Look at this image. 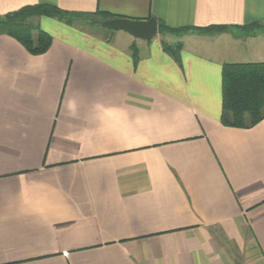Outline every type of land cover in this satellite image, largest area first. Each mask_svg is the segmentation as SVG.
I'll return each mask as SVG.
<instances>
[{
    "label": "crops",
    "instance_id": "crops-1",
    "mask_svg": "<svg viewBox=\"0 0 264 264\" xmlns=\"http://www.w3.org/2000/svg\"><path fill=\"white\" fill-rule=\"evenodd\" d=\"M37 4L188 30L40 16L37 55L0 34V264H264V118L220 122L223 65L264 62V0H0V15ZM212 25L230 28L194 30Z\"/></svg>",
    "mask_w": 264,
    "mask_h": 264
},
{
    "label": "trees",
    "instance_id": "trees-1",
    "mask_svg": "<svg viewBox=\"0 0 264 264\" xmlns=\"http://www.w3.org/2000/svg\"><path fill=\"white\" fill-rule=\"evenodd\" d=\"M48 16L57 17L66 24L82 19L89 24L100 25L110 18H125L97 10L95 13H73L61 10L52 5L37 4L25 6L16 11L0 15V34H6L19 41L25 49L33 54H41L48 50L52 37L35 25L31 18ZM260 25H249L246 28L254 31ZM230 27L212 25L204 28H195L200 33L225 32ZM160 33H175L184 29H169L159 23ZM180 45L164 44V50L179 61ZM134 60L137 55L134 50ZM222 107L220 122L225 126L248 128L264 118V62L226 63L221 72Z\"/></svg>",
    "mask_w": 264,
    "mask_h": 264
},
{
    "label": "water",
    "instance_id": "water-1",
    "mask_svg": "<svg viewBox=\"0 0 264 264\" xmlns=\"http://www.w3.org/2000/svg\"><path fill=\"white\" fill-rule=\"evenodd\" d=\"M100 25L112 31H124L132 37L140 40L154 38L158 32L155 18L146 20H133L127 18H110L102 21Z\"/></svg>",
    "mask_w": 264,
    "mask_h": 264
},
{
    "label": "rangeland",
    "instance_id": "rangeland-1",
    "mask_svg": "<svg viewBox=\"0 0 264 264\" xmlns=\"http://www.w3.org/2000/svg\"><path fill=\"white\" fill-rule=\"evenodd\" d=\"M31 21L36 25V23H38L36 20H34L33 18H31ZM62 21V20H61ZM77 21L73 22V24L71 26H74L75 28L80 29V26H84V28H88L90 29L92 32H95V34H105V33H109V30H107L106 28L99 26V25H92L89 24L86 20L83 21H79L78 23H76ZM75 24V25H74ZM98 36V35H97Z\"/></svg>",
    "mask_w": 264,
    "mask_h": 264
}]
</instances>
